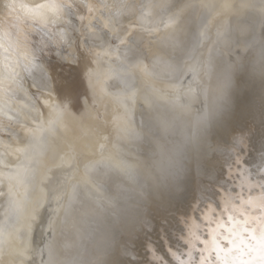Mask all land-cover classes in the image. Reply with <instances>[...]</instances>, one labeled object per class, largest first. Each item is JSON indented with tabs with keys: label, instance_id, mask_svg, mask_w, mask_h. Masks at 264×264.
Returning a JSON list of instances; mask_svg holds the SVG:
<instances>
[{
	"label": "bare ground",
	"instance_id": "6f19581e",
	"mask_svg": "<svg viewBox=\"0 0 264 264\" xmlns=\"http://www.w3.org/2000/svg\"><path fill=\"white\" fill-rule=\"evenodd\" d=\"M51 2L0 0L9 54L16 57L7 75L18 73L8 84L13 108L31 117L26 126L42 120L47 129L27 136L0 116L17 139L6 132L0 137L35 146V159L29 163L33 153H26L19 175L0 170V241L7 229L25 249L24 256L0 258L13 264H161L166 249L174 256L181 246L188 218L233 184L235 169L247 168L254 181L260 179L264 59L257 60L264 56V0H55L56 8L46 6ZM145 9L152 12L147 24L140 19ZM178 13L179 23L165 27ZM202 31L208 37L204 49L212 40L250 45L252 74L240 78L222 117L211 118L212 131L150 197L115 210L125 220L117 235L95 240L84 206L99 183L108 193L113 187L101 181L104 162L90 153L102 151L100 137L114 125L127 134L128 112L150 125L166 115L153 89L190 51L201 50Z\"/></svg>",
	"mask_w": 264,
	"mask_h": 264
},
{
	"label": "clouds",
	"instance_id": "9594fccd",
	"mask_svg": "<svg viewBox=\"0 0 264 264\" xmlns=\"http://www.w3.org/2000/svg\"><path fill=\"white\" fill-rule=\"evenodd\" d=\"M46 6L56 8L57 3L53 0ZM150 15L151 9H145L140 19L147 24ZM177 23L179 13L175 18L169 17L165 27ZM200 35L201 50L194 48L190 51L181 64L172 67L167 78L160 77L159 87L153 89L164 100L166 115L158 118L156 125H150L145 120L138 121L130 111L124 116L127 134L120 133L114 125L111 133L100 137L102 151L90 153L99 155L104 162V170L99 173L101 181L109 180L113 187V191L108 193L103 190L104 184L99 183L96 186L98 194L90 195L89 203L84 206L82 216L88 225L89 235L95 240L103 241L117 235L125 220L123 214L118 215L115 210L118 207L123 209L130 203L139 206L145 197H150L166 175L187 158L191 148L212 131L209 126L211 118L222 117L240 78L252 74L249 63L252 54L248 52L250 45L242 47L235 41L229 43L227 40L217 44L216 40H212L204 49V41L208 37L203 31ZM10 51L8 21L5 19L0 21V69L5 70V74L0 75V116L19 124L25 135L37 136L38 132L47 130L43 121L32 120L35 127L26 126L24 119L31 117H27L21 108H13L15 95L8 84L15 80L18 73H12L11 77L7 75L11 71L9 62L16 60L14 51L9 54ZM260 59L264 56H259L257 64ZM26 60L30 62L31 58L26 57ZM18 103L24 108L29 107L23 101ZM147 103L151 108V102ZM32 111L40 112V109L33 108ZM12 112L17 115L13 116ZM0 132L8 133L14 141L17 139L16 133L5 127L3 121H0ZM34 148L28 143L13 144L0 137V170L10 176L19 175L25 154L33 153L27 155L29 163L35 159ZM19 249V238L5 229L0 241V257L14 255ZM0 264H13V261L0 258Z\"/></svg>",
	"mask_w": 264,
	"mask_h": 264
},
{
	"label": "snow or ice",
	"instance_id": "6c2138e0",
	"mask_svg": "<svg viewBox=\"0 0 264 264\" xmlns=\"http://www.w3.org/2000/svg\"><path fill=\"white\" fill-rule=\"evenodd\" d=\"M234 172L233 184L188 218L177 264H264V167L255 181L247 168Z\"/></svg>",
	"mask_w": 264,
	"mask_h": 264
},
{
	"label": "water",
	"instance_id": "95a60500",
	"mask_svg": "<svg viewBox=\"0 0 264 264\" xmlns=\"http://www.w3.org/2000/svg\"><path fill=\"white\" fill-rule=\"evenodd\" d=\"M181 246L179 245L178 249H175V251L172 250V252L178 253L183 255L184 251L186 250V245L184 243V238L180 240ZM167 251V259L164 257L163 260L161 261V264H177L175 258L173 255L170 254V249H166Z\"/></svg>",
	"mask_w": 264,
	"mask_h": 264
}]
</instances>
